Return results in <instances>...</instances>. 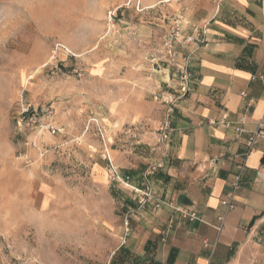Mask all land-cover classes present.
<instances>
[{"label": "rangeland", "instance_id": "1", "mask_svg": "<svg viewBox=\"0 0 264 264\" xmlns=\"http://www.w3.org/2000/svg\"><path fill=\"white\" fill-rule=\"evenodd\" d=\"M212 1L0 0V264H108L138 203L102 152L141 185L166 44L186 52L187 15Z\"/></svg>", "mask_w": 264, "mask_h": 264}, {"label": "crops", "instance_id": "2", "mask_svg": "<svg viewBox=\"0 0 264 264\" xmlns=\"http://www.w3.org/2000/svg\"><path fill=\"white\" fill-rule=\"evenodd\" d=\"M212 2L208 14L187 15L184 32L198 44L187 46L190 91L174 103L169 139L146 133V170L163 164L150 176L163 203L124 205L128 227L112 233L108 264H264V134L247 144L264 131V0ZM167 77L170 97L178 79ZM222 115L227 125L208 123ZM134 168L122 174L139 185Z\"/></svg>", "mask_w": 264, "mask_h": 264}, {"label": "built area", "instance_id": "3", "mask_svg": "<svg viewBox=\"0 0 264 264\" xmlns=\"http://www.w3.org/2000/svg\"><path fill=\"white\" fill-rule=\"evenodd\" d=\"M111 16V12H109ZM185 42H190V44H198V40L195 37H186ZM168 63L171 66L172 70L177 76L178 85L175 89V92L171 94L169 97L165 93L159 94L161 101L163 102L164 108V116L161 121L158 123L155 129L154 138L157 143L166 142L169 139V136L173 130L170 122V115L174 111V103L177 99L182 98L188 94L190 91V83H191V74L189 72V60L191 54L194 52L195 48L192 50H187L186 52H178L175 49V46L172 44V40L169 39L166 44ZM244 96V94H242ZM22 114L25 116L33 117L35 112L34 109L31 108L30 104H24L22 109ZM210 125H227L226 116L222 115L218 119H210L208 121ZM263 124L259 125V129L252 133L248 138V146L251 148L253 144L263 136L264 131L262 128ZM237 131H240L239 128H236ZM102 158L106 160L108 163V167L110 169L111 179L112 181L122 184L126 188H128L137 199V203L140 207H144L147 204H152V209H157L162 205V201L155 198L154 193L152 191V181L150 176L155 173L159 168L163 166L162 162L153 163L146 170V175L143 177L141 185H134L131 182V177L129 175H123L119 172L118 167L114 165L110 153L104 149L102 152ZM238 177L235 178L237 182ZM237 183H235L236 187ZM223 205H225L228 209L233 208V203L229 199H224L221 201ZM178 211L182 214L183 217H188L190 219H195L196 214L193 211L181 210ZM220 222L222 221V217H219ZM124 225L126 228L128 227V218L124 220ZM220 229V226H218ZM127 231V229H126Z\"/></svg>", "mask_w": 264, "mask_h": 264}]
</instances>
